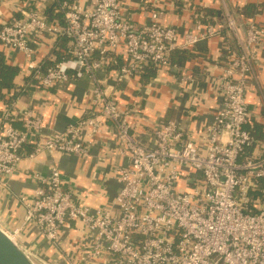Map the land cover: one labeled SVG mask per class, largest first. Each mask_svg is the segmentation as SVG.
Here are the masks:
<instances>
[{
	"label": "built area",
	"instance_id": "obj_1",
	"mask_svg": "<svg viewBox=\"0 0 264 264\" xmlns=\"http://www.w3.org/2000/svg\"><path fill=\"white\" fill-rule=\"evenodd\" d=\"M44 1L22 4L0 22V43L22 53L26 71L42 88L86 77L92 84L91 113L42 138V121L31 108L5 111L0 188L21 159L42 150L86 156L87 139L106 119L117 130L119 153L127 162L116 170L119 188L113 201L94 210L65 186L57 167L47 177L35 175L32 195L19 198L25 220L6 230L18 241L23 227L34 223L56 247L77 229V252L74 244L70 249L77 259L68 264H102V257L103 264H264V153L253 150L258 139L246 128L251 118L247 83L264 29L254 18L242 27L224 13L225 30L242 55L232 53L219 75L220 108L200 137L201 147L172 119L154 128L148 143L130 133L128 109L104 88L98 72L112 65V79L120 83L150 65L173 66L169 57L174 49L221 34L220 27L198 19L192 31L181 33L160 22L157 13L136 26L121 13L120 0H58L60 17L55 18L46 15ZM32 37H48L55 47L65 39L68 47L60 59L39 63L33 59Z\"/></svg>",
	"mask_w": 264,
	"mask_h": 264
},
{
	"label": "crops",
	"instance_id": "obj_2",
	"mask_svg": "<svg viewBox=\"0 0 264 264\" xmlns=\"http://www.w3.org/2000/svg\"><path fill=\"white\" fill-rule=\"evenodd\" d=\"M120 1L121 13L136 26L148 22L152 14L157 13L160 22L175 26L181 33L192 31L198 20L197 15L203 11L213 13V22L203 23L219 26L221 29L224 27L217 21L219 10L223 14L228 12L233 17V10H236L243 22L248 18L242 16L239 8H246L251 4L262 5L261 11L253 18L264 29V0ZM34 3V0H0V22L18 12L22 4L29 6ZM57 4L58 0H45V13L52 12L56 15L55 18L60 17ZM31 43L34 48L33 59L39 63L60 59L68 47L65 39L58 41L56 47L52 46L48 37L40 40L32 37ZM197 43L195 44L201 54L186 57L182 65H173L177 68L176 71L157 68L150 73L147 70V77L144 76V71L120 83L112 79V65L98 72L104 88L114 95L120 106L128 109L130 133L141 142L150 143L152 130L172 119L179 122L187 137L201 147L200 137L212 124L220 108L219 75L227 59L236 52L235 42L227 35L226 30L225 33ZM0 59L3 64L17 69L13 79L15 85L1 90L0 120L8 109L18 113L22 109L31 108L42 121L40 136L44 138L48 133L60 132L70 123L89 115L88 94L92 84L86 77H72L64 83L45 89L33 80L26 83L30 73L26 71L22 53L0 43ZM118 62L120 64L122 60L118 59ZM252 62L246 103L251 112L249 124L251 127L257 126L261 133L257 138L258 145L253 148L260 154L264 153V34ZM214 64H217V68H213ZM13 126L21 128L17 121L13 122ZM87 141L89 148L86 156L42 150L33 158L20 160L13 175L0 188V217L6 226H17L25 220V211L19 198L30 197L37 184L35 175L47 177L52 167L59 169L65 186L76 191L81 201L91 210L113 201L119 188L116 170L127 162V157L119 153L122 143L118 140L117 130L106 119L99 132ZM27 146L29 149L26 150H31V144ZM79 234L77 229H71L61 243L53 247L39 233L34 223H29L27 227H23L18 242L48 263L68 264L70 258L72 261L77 259L75 251L77 252ZM71 244H74L75 251L70 250Z\"/></svg>",
	"mask_w": 264,
	"mask_h": 264
},
{
	"label": "trees",
	"instance_id": "obj_3",
	"mask_svg": "<svg viewBox=\"0 0 264 264\" xmlns=\"http://www.w3.org/2000/svg\"><path fill=\"white\" fill-rule=\"evenodd\" d=\"M262 5H248L246 8L243 6L242 8H239L240 13L242 14V16L244 18H253L257 13H259L262 9L261 7ZM51 11V10H49ZM46 15L50 16V17H54L56 15H54L52 12H46ZM197 18L201 21V22H209L212 23L213 22V13L210 11H203L201 13H199L197 15ZM221 30L225 33V28H221ZM202 41V40H200ZM199 42V41H198ZM198 44V43H197ZM197 44L193 45V47L191 48H176L174 49L171 54H170V63L172 65H182L183 62L185 61L186 57L189 56H197L198 54H201L199 52V50L197 49ZM234 51L238 54V55H242V50L240 49V47L238 45H235L234 47ZM50 63V62H47ZM45 63V64H47ZM157 69L155 66L150 65L149 67L145 68L144 71H146L144 73V76H148L149 72L150 73ZM148 70V71H147ZM17 73V69L15 67H11L8 66L6 64H3L1 59H0V97L3 94L1 92V90L3 88H8L12 85H15L13 82L14 76ZM30 77L26 80V83H29L31 80L35 81L32 75H29ZM89 113H91V111H88ZM246 128L248 129V131L255 137L258 138L259 135L261 134L259 132V128L257 126L251 127L250 124L246 125ZM25 148L29 149V147L26 145Z\"/></svg>",
	"mask_w": 264,
	"mask_h": 264
},
{
	"label": "water",
	"instance_id": "obj_4",
	"mask_svg": "<svg viewBox=\"0 0 264 264\" xmlns=\"http://www.w3.org/2000/svg\"><path fill=\"white\" fill-rule=\"evenodd\" d=\"M233 10L236 22L243 27L240 15ZM217 21L222 23L226 28L224 14L219 10L217 14ZM227 35L233 40L231 33L227 31ZM164 69H171L176 71L175 66H160ZM189 182H192L190 179ZM6 225L0 218V264H52L45 259L39 257L36 253L22 246L7 230Z\"/></svg>",
	"mask_w": 264,
	"mask_h": 264
},
{
	"label": "rangeland",
	"instance_id": "obj_5",
	"mask_svg": "<svg viewBox=\"0 0 264 264\" xmlns=\"http://www.w3.org/2000/svg\"><path fill=\"white\" fill-rule=\"evenodd\" d=\"M98 261L101 262V263H102V262L104 263V262H105V258L102 257V258H101L100 260H98ZM103 263H102V264H103Z\"/></svg>",
	"mask_w": 264,
	"mask_h": 264
}]
</instances>
